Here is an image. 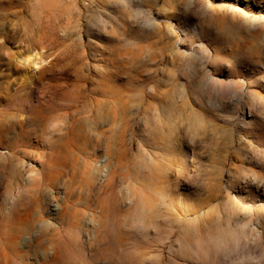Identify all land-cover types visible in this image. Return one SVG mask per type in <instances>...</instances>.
<instances>
[{
	"label": "rangeland",
	"instance_id": "1",
	"mask_svg": "<svg viewBox=\"0 0 264 264\" xmlns=\"http://www.w3.org/2000/svg\"><path fill=\"white\" fill-rule=\"evenodd\" d=\"M0 264H264V0H0Z\"/></svg>",
	"mask_w": 264,
	"mask_h": 264
},
{
	"label": "bare ground",
	"instance_id": "2",
	"mask_svg": "<svg viewBox=\"0 0 264 264\" xmlns=\"http://www.w3.org/2000/svg\"><path fill=\"white\" fill-rule=\"evenodd\" d=\"M13 61L25 66V70L21 71V75L25 79L29 71L33 72L36 69L37 64L41 61V56H37L33 50L29 49L28 51L16 53Z\"/></svg>",
	"mask_w": 264,
	"mask_h": 264
}]
</instances>
